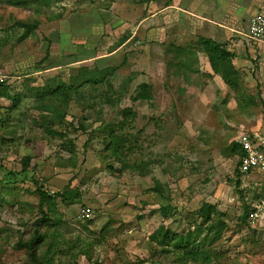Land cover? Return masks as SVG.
Returning a JSON list of instances; mask_svg holds the SVG:
<instances>
[{"label":"rangeland","instance_id":"374dc122","mask_svg":"<svg viewBox=\"0 0 264 264\" xmlns=\"http://www.w3.org/2000/svg\"><path fill=\"white\" fill-rule=\"evenodd\" d=\"M151 3L0 0V168L20 171L29 158L37 181L0 173V264H28L18 243L42 216L39 185L80 196L68 206L56 199L57 213L42 223L54 233L53 264H136L153 231L194 228L204 203L226 229L187 264H264V222L240 220L244 207L264 199V182L243 175L237 186V157L225 151L242 130L264 132L263 102L243 85L236 105V94L207 73L197 39L209 35L204 29L169 21L156 33V18L140 22ZM142 83L150 99L133 100ZM57 86L68 95H52ZM126 107L134 116L118 126ZM111 132L131 141L120 162L106 150ZM160 204L171 208L160 212Z\"/></svg>","mask_w":264,"mask_h":264},{"label":"trees","instance_id":"16d2710c","mask_svg":"<svg viewBox=\"0 0 264 264\" xmlns=\"http://www.w3.org/2000/svg\"><path fill=\"white\" fill-rule=\"evenodd\" d=\"M198 44H200L203 53L207 57L213 74L219 75L231 88L235 90L236 96L238 97L237 99H240L237 87L239 74L232 64L233 54L228 51L223 44H219L211 38L199 37ZM117 45L118 46L114 49H117L120 46V44ZM47 55L48 52H46V56L42 60L46 59ZM107 71L108 70H102L99 74L104 77L108 73ZM109 71L112 70L110 69ZM91 81L92 83H96L101 80H85L84 82ZM149 87L150 86L146 83L140 84L136 89V94L134 95L133 100H149L151 97ZM66 90H68V88L57 86L51 93H53L52 95L59 94L64 95L65 97L68 95ZM133 116L134 112L131 108H124L121 112L122 118L118 122V126H122L128 117ZM51 132L56 135H61L55 131ZM127 143L129 145L131 141L127 140L121 133L111 132L109 134V142L106 146V150L110 153L112 160L119 162L122 160L121 151L124 150ZM225 151L227 156L236 155L237 157L236 175L238 176V179L236 181V185L239 186L240 176H243L239 170V158L242 155V151L235 141H232ZM28 162L29 158L24 159L22 169L17 172L7 171L0 168V173H2L3 176L2 178L5 180L12 179L16 182L30 180L33 184H36L37 181L32 178V175L28 174ZM122 164L123 169L128 167L125 166L127 164ZM134 167L140 169L137 164L134 165ZM156 184L157 185L154 190L157 194L161 195L162 193H159L161 185L159 182H156ZM35 189L37 195L39 196V211L42 216L39 221L36 222V226L34 227L30 238L27 240H19L18 245L20 248L25 250L28 258V264H53L52 256L55 252L52 240L54 238V233L51 234L48 231L42 232V223L49 224V221L51 220L49 215L57 213L56 199H59L62 204L68 206L79 202L80 196L78 191L71 190L70 186H66L53 194L49 193L46 189H43L40 185ZM262 200L264 199H260L252 203L250 208L248 206L244 207L243 216L240 220L247 225L252 224L253 222L250 220V214L254 211L256 204ZM170 208V204H160L158 210L160 212H167ZM198 214L200 222L197 225H194V228H191L189 225L188 229L182 232H176L164 225L159 226L147 238L148 256L143 259H139L136 264H145L147 262L154 264H187L190 261H194L202 254L206 255L208 253V251H206V247L212 249L210 246L215 245L220 240L222 232L226 229V225L223 223V220L218 217H214L216 214V208L212 205L204 203L198 211ZM49 237L51 238L50 241ZM44 245H46L47 249L40 254L39 250ZM215 253L218 256V253Z\"/></svg>","mask_w":264,"mask_h":264},{"label":"crops","instance_id":"0c3cea01","mask_svg":"<svg viewBox=\"0 0 264 264\" xmlns=\"http://www.w3.org/2000/svg\"><path fill=\"white\" fill-rule=\"evenodd\" d=\"M151 5H153V10L152 8H147L145 15L139 20L140 22L149 17L156 18V24L153 26V29H156V33H158L159 28H164L162 26L169 21L174 24L179 22L182 27L186 24L188 28L195 27L196 30L204 29L207 31L209 33L206 36L207 38L223 44L233 54L232 64L239 74L238 90L243 92V85H247L250 91L255 90L257 92L258 98L263 102L264 106V43L256 42L245 36L250 20L258 15L264 16V0H152ZM149 6L150 4L148 3L147 7ZM167 13L170 14L169 19L165 16ZM171 15H174V17L171 18ZM185 17L187 18L184 20ZM197 22L199 23L198 25H196ZM234 32H238L241 35L240 38L232 39L230 33ZM162 36L164 37L162 34L157 39L158 42L162 43L164 41ZM126 43L127 41L125 40L118 44L123 47ZM120 47L115 51H118ZM207 63V73L213 79L219 78L228 90H232L236 94L235 90L219 75L213 74L208 59ZM243 101L242 97L240 100L236 99L238 103L236 105L240 106ZM253 131L264 134L259 129L242 130L236 138ZM244 176L247 178L253 176L264 182L262 174L258 171H251Z\"/></svg>","mask_w":264,"mask_h":264},{"label":"built area","instance_id":"2783aa9c","mask_svg":"<svg viewBox=\"0 0 264 264\" xmlns=\"http://www.w3.org/2000/svg\"><path fill=\"white\" fill-rule=\"evenodd\" d=\"M245 36L264 43V16L253 17L248 25ZM5 78L0 72V82ZM239 145L242 155L239 158V170L243 175L251 171H258L264 178V134L258 131L242 134L235 139ZM82 218L90 219L88 210L82 209L80 212ZM252 222H264V200L256 204L254 211L250 214Z\"/></svg>","mask_w":264,"mask_h":264},{"label":"water","instance_id":"95a60500","mask_svg":"<svg viewBox=\"0 0 264 264\" xmlns=\"http://www.w3.org/2000/svg\"><path fill=\"white\" fill-rule=\"evenodd\" d=\"M145 264H154V263H151V262H147V263H145Z\"/></svg>","mask_w":264,"mask_h":264}]
</instances>
